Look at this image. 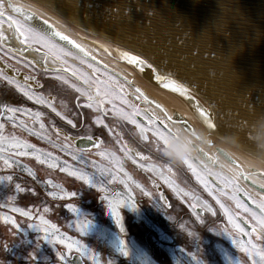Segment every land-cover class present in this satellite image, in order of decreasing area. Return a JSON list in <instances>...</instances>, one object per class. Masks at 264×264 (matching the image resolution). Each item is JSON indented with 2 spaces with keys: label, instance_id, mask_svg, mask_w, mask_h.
Listing matches in <instances>:
<instances>
[{
  "label": "water",
  "instance_id": "obj_1",
  "mask_svg": "<svg viewBox=\"0 0 264 264\" xmlns=\"http://www.w3.org/2000/svg\"><path fill=\"white\" fill-rule=\"evenodd\" d=\"M11 2L44 14L107 67L126 74L166 109L176 110L194 133L206 132L212 144L206 147L208 155L221 154L229 172L220 174L234 177V184L255 201L264 199V0H75L79 9L72 6L74 0H58L64 14L43 0ZM11 14L23 22L20 14ZM0 28L5 45L37 58L17 47L11 27ZM143 48L157 55L156 66L162 72L196 86L189 94L211 111L215 129L208 128L190 101L154 81L151 69L141 71L121 59L118 51L142 55ZM249 160L254 167L245 166ZM71 261L83 264L78 254Z\"/></svg>",
  "mask_w": 264,
  "mask_h": 264
},
{
  "label": "flooded vegetation",
  "instance_id": "obj_2",
  "mask_svg": "<svg viewBox=\"0 0 264 264\" xmlns=\"http://www.w3.org/2000/svg\"><path fill=\"white\" fill-rule=\"evenodd\" d=\"M11 32L13 38L16 39L15 44L17 47L23 50L28 49L35 54L37 58L34 60L29 57H23L24 61L28 62L27 64L14 58L12 61L10 60L8 65L5 60L6 58L1 56V52L4 53V51L1 48L3 46L0 45V72H3V74L7 76H14L15 79L21 81V83L24 82V76H34L36 79L34 81L29 80L27 83L32 85V90L34 92L42 94L51 101L53 106L57 109L56 112H53L46 104H37L34 100H27V98L24 97L14 85H9L6 81L0 78V105H11L14 107L23 105V107L31 109L33 113L38 111L43 114L39 118V122H34L35 118L33 116L27 118L23 114L17 113L20 121H24L28 127L34 129L36 133H41V135L34 133L31 138L38 136L41 139V143L46 144L47 146L62 145L63 150L56 153V156H61L67 164L77 163V168L80 167V169L88 175H94L100 182L112 190V192H106L107 194L114 193L118 195L122 193L138 204L140 198L136 197H143L145 201L146 199L149 201L151 200L145 196H136L137 194L134 195L132 193L129 187L136 191V184L134 181H137L142 186L151 188V190L159 196V204H161L162 201L163 203H168L170 207L171 203H173L176 209L180 212L181 205L179 201H169L167 198V188L170 183L179 186L183 184L184 191H191L190 193L194 197H200L208 201V205L210 206L209 210L196 207V212L200 213L198 215L203 217L200 218L199 221L196 217L181 218V214H179L178 211H175L173 214H179V217L175 218L174 222L171 224L165 222L163 216H160L156 211H153L152 216L150 210L145 204H139L141 207H144L145 214L152 220V222L160 226V229L166 232L165 228H170V235L172 238L171 245L176 244L181 247L182 244L190 245L192 240H189L188 234L198 233L202 237L205 236L207 238V250H211L213 247L210 246L214 244L223 248L227 258L226 263L224 264H252V258H250L243 250L242 244L246 240H251L258 246L264 247V234L257 229L255 232H252L251 236L247 235L248 232H251L253 225L251 211H245L243 208L238 207L237 201L232 199V187L222 184L220 179L213 175L215 172L225 174H229V172L223 167L225 164L221 161V154L212 153L215 155L214 158L208 155L211 152H208L206 147H211L212 144L200 145L197 143L194 145V151L185 157L194 158L193 163L197 164L199 170L205 169L208 171L206 174V180L211 188L207 189L208 192H206L205 184L197 180L196 176L186 164L183 162H171L162 155L160 150L164 144L159 137L154 135L152 126L148 124L149 120H154L155 127L160 128L161 130H164L165 126L172 130L174 128H182L195 136L196 133L182 123L181 117L176 110L170 111L166 109L158 99L143 90L126 74L120 71H114L107 66L106 68L105 66L103 67L98 59H96V61L89 60L93 65L109 72H98L97 74L101 79H107L109 76H115L118 78V81H114L120 86L122 85L121 87L124 90L123 95L125 99H127L129 104L135 105L139 109L136 119L138 124L146 129L144 135L147 138L143 139L137 126L132 124L129 120L114 115L113 106L107 102L105 103L106 111L103 113L95 107L88 108L86 106V100L83 97H80V93L76 92L68 85L63 84L59 79H56L58 76H64L65 73L45 71L46 68L54 69L58 66L53 64L51 56H49L47 64H45L44 54L36 51L37 46L35 44L24 45L17 37L14 28H11ZM68 47L71 46L68 45ZM65 59L68 64L79 68L80 71L88 74L86 64L81 65L73 58ZM49 62L52 64H49ZM91 74L92 73L90 72L88 75ZM70 83H77L79 85V82L76 81L75 78H72ZM123 84H125V86H123ZM137 88L140 89L139 93L136 92ZM78 97L79 99H77ZM145 97H147V99H145ZM114 103L125 111L130 110L128 105L123 104L119 100L114 101ZM157 105H160V107H157ZM9 115V113L5 112L3 117H0V123L5 124L4 131L9 128L12 130V134L16 136L19 134L21 135L22 126L14 124L12 120L8 119ZM167 116L172 117V120H168ZM97 117H99L103 123H97ZM69 120L72 121V124L68 123ZM41 122L44 124L43 129L40 128ZM41 136H43V138H41ZM87 137H92V142H89L86 139ZM97 141L99 143H96ZM66 145H69L70 147H65ZM77 149H84V151L77 152ZM125 150H128L129 152L127 156L125 155ZM101 152H105V155H101ZM107 153H114L120 158L119 167L123 169L122 172L100 171L102 167H109L110 165L111 167H116L111 164L110 157ZM136 153H140L141 155L137 156ZM143 163H145L144 167H142ZM150 164L156 166V170L160 173V175L157 176L159 178H152L154 174L148 167ZM165 165H167V168H165ZM38 168L45 170L43 164H39ZM161 173H163V175ZM167 175H173V179L168 181L165 179ZM184 178L185 181L183 182ZM19 181H23L25 184L26 193L24 196L26 197V201L19 200L17 196L14 199L15 205L26 206L25 202L27 201L29 204H35L37 201H32V199L36 197L38 192H41V196L38 200L41 204H47L49 202H53L54 204L55 201H58L56 200L57 197L48 195L47 192L37 184L34 178L28 179V177H23L22 179L21 177H18L13 185ZM30 181L32 183H30ZM240 184L243 185L241 182ZM77 188H81L83 191L94 192L91 189H88L86 184L85 186L76 183L69 185L70 190L74 191ZM226 191L230 194L226 193ZM197 192H199L200 196H197ZM94 193H96V197H98L99 194L102 195L105 191L100 189ZM163 193L164 198H162ZM169 193L177 194L174 191ZM236 195L238 200L246 205L248 209L253 211L257 210V207L254 206H257V204L252 202L254 199L250 195H245V193L240 191H238ZM101 200L102 198L99 200V207L102 206L100 204ZM218 200L219 203L217 202ZM74 202L76 203V201H72V203ZM188 204L190 205L191 202ZM221 204L224 205L223 208L221 207ZM82 207L87 208L84 202ZM54 208L56 207L54 206ZM64 212L66 211L64 210ZM182 214L185 213L182 212ZM188 221L190 225H188L186 230L180 227L181 223L187 225ZM196 223H200V229L193 227ZM234 223H239L240 226L245 229V233L241 234L234 227ZM149 231L152 233H149ZM157 233L156 230L146 227L144 239L146 240L156 236ZM72 234L79 236L77 233ZM2 237L3 236L0 233V264H6L7 256L6 252L2 251L4 248V239ZM233 241L236 242L234 243ZM98 246L103 252L109 251L100 242H98ZM148 248H150V246H148ZM161 251L162 248H159L160 255H162ZM74 253L77 252H72L71 257ZM256 259H259V257H256ZM53 260L56 259L53 258ZM41 262L42 263L38 264H48L47 261Z\"/></svg>",
  "mask_w": 264,
  "mask_h": 264
},
{
  "label": "rangeland",
  "instance_id": "obj_3",
  "mask_svg": "<svg viewBox=\"0 0 264 264\" xmlns=\"http://www.w3.org/2000/svg\"><path fill=\"white\" fill-rule=\"evenodd\" d=\"M2 25L8 26L7 23H3ZM0 45L3 46L1 48L4 51V53L1 52V56L6 58L5 60L8 65L10 60L12 61L14 58L22 63L25 62L23 57H29L36 60L18 48L5 45L2 41H0ZM25 63L27 64L28 62ZM86 67L88 74L90 72L93 73V69L89 68L87 64ZM23 115L27 118L29 117L25 114ZM28 128L22 127V134L17 135V137L19 136L23 140H26L29 144L35 145L37 149L42 150V153H51L53 158L45 160L44 156L42 155L41 159L37 160L35 156L14 155L13 150L9 149L5 158H8V156H13L16 163H14L10 168H6L4 164L0 162V176L10 175L13 177L14 175H19L20 177H28V179L34 178L38 185L41 183L42 188L46 187L45 192H47V194L49 192H56L57 195H54L53 197H57L59 199L58 201H55L54 204L53 202L41 204L39 201L36 202L37 204H29L27 201L26 206L15 205L14 199L17 196H21V194L26 190L25 184L23 183L24 180L17 182L9 189L7 186L10 181H0V194L1 191L7 189L6 197H0V233L4 239V248L2 251L6 252V264H38L42 263L41 261H47L48 264H73L69 262L68 258L71 256L72 252L76 251L72 250L69 252V250H67L64 245H61L58 240L55 242H49V240L45 238L44 232L35 225L40 223V221L37 219L39 216H43L44 219L49 222V224H54L59 232L66 233L68 236L79 240L87 248L91 249V251L97 256L100 264L226 263L227 258L223 248L214 244L210 246L213 247L211 250H207V238L205 236L202 237L198 233L190 235L188 234L189 240H192L190 245L182 244V247L177 246L176 244L171 245L172 238L170 235V228L166 227V232H164L159 228V225L152 222V220L145 214L143 209L144 207L140 206L145 204V206L150 210L152 216L153 211H156L160 216H163L165 222L172 224L174 219L179 217V214H181V218L196 217L199 221V219L203 217L198 215L200 213L196 212V207L209 210L210 206L208 205L207 200L200 197H194L190 193L191 191H184V187L182 186L183 184L179 186L174 183H171L173 186H170V184L168 185L167 198L169 201H179L181 205L180 212L176 209L173 203H171L170 207L168 203L166 204L162 201L161 204H159V196H157L151 190V188L142 186L137 181H134L136 184V191L129 187L132 193L134 195L137 194L136 196H145L146 198H150L152 202L147 199L146 202L143 197H136L140 198L138 200L140 204L139 205L122 193L118 195L114 193L107 194L106 192H112V190L100 182L99 179H97L94 175H89L92 177V182L87 184L82 179H80L78 175H73L74 172H85L81 170L80 167H76L78 165L77 163L71 164L69 162L70 164H67L61 156L58 157L55 155L56 153H59L63 150L62 145H48V147L46 144L41 143L40 137L36 136L31 138L34 133L36 134V132L29 131ZM4 133V135H13L12 130L9 128H7ZM39 164H43L45 170L38 168ZM52 165H55V167ZM144 166L145 163L142 164V167ZM62 169L64 170L62 171ZM149 169L154 174L152 178L160 175L158 170H153L151 168ZM214 176L217 177L216 175ZM172 179L173 175H167L168 181H171ZM49 180L52 181V184L47 183ZM184 181L185 178L183 182ZM30 183L32 182L30 181ZM73 183L79 184L81 186H85L86 184L88 189H91L94 192L103 189L105 193L102 195L99 194L98 197H96V193L87 191L85 194V199L77 195L75 192L73 197L62 195V192H73V190L69 189V185H72ZM17 184L20 185V190H17ZM210 188L211 187L208 184V187H206V192H208L207 189ZM171 191H174L177 194L175 195L169 193ZM239 191L243 192L241 189H239ZM197 193V196H200L199 192ZM226 193L230 194L227 191ZM106 195H110L115 199H122L125 201V204H121L118 208V211L121 215V225L123 230H121V225H117L115 219L112 216ZM76 196H78L76 203H72V200L75 199ZM162 196V198H164V193ZM101 198L102 200L100 201V204L102 206L99 207L98 204ZM129 200L135 205V207H132L128 204ZM60 202L64 203V205H74L76 211L73 212L71 208H66L64 206V210L66 212H62L60 214V206H55V203L61 204ZM83 202L86 204L87 208L81 207ZM189 202H191L190 205L188 204ZM54 206L56 208H54ZM14 209L28 211L31 213V216L26 217L21 214V211H14ZM175 211H178L179 214H173ZM182 212L185 214H182ZM7 217H12V219L15 221V224H13L11 221H8ZM169 217H171V219H169ZM77 219H84L85 221L89 222L90 226L95 225V227L92 230L87 229L84 232H81L76 227ZM188 225H190L189 221L187 225L181 223L180 227L186 230ZM199 226L200 223H196L193 227L200 229ZM146 227L156 230L158 232L157 235L145 240L144 233ZM72 233H77L83 238L73 235ZM149 233L152 232L149 231ZM98 242L102 243L109 251L103 252L100 250ZM148 246H150V248H148ZM122 248L126 249L127 254L121 250ZM159 248H162V255L159 253ZM64 251L66 253L65 259L61 262L57 256V252ZM53 258H55L56 261L53 260ZM83 259L85 260L84 264H95L93 260L89 259L87 254L83 256Z\"/></svg>",
  "mask_w": 264,
  "mask_h": 264
},
{
  "label": "snow or ice",
  "instance_id": "obj_4",
  "mask_svg": "<svg viewBox=\"0 0 264 264\" xmlns=\"http://www.w3.org/2000/svg\"><path fill=\"white\" fill-rule=\"evenodd\" d=\"M43 3L53 9L54 11L61 12L64 14V9L58 0H43ZM75 9H79L80 5L78 2H75L72 5ZM90 7V5H89ZM127 9H123L126 11ZM113 14L121 12L120 9H110ZM11 13L20 14L23 19H18L14 17ZM71 18L76 21L78 18L75 13L72 14ZM3 23H7L9 27L14 28L17 37L21 40L22 44L29 45L35 44L36 51L44 54L45 64H47L49 56L52 58L53 64L58 65L54 69H45V71H54V72H63L64 76H58L56 79H59L63 84L68 85L70 88L74 89L76 92L80 93V97H83L86 100V106L88 108H97L102 113L106 111L105 103L113 106V114L117 115L125 120H129L132 124L136 125L140 135L143 139L147 137L144 135L146 129L143 128L140 124H138L136 116L139 112V109L135 105H131L128 103L127 99H125L123 95V88L115 83L112 76H109L107 79H101L97 74L98 70L94 68L91 63H88L89 60H95V57L88 52L83 45L78 43L76 40L72 39L70 35H67L64 31L60 30L55 24L49 22L48 19L44 17V14H38L37 12H33L28 8L16 3H12L11 0H0V25ZM4 39V32L2 28H0V41ZM64 42V43H61ZM70 45L71 47H68ZM120 58L126 60L129 64L138 67L141 71L144 70L145 67L152 70V78L154 81L158 82L164 88L169 89L175 93L180 94L182 97L186 98L191 102V107L198 113V115L202 118L203 122L208 126L209 129H215L216 125L213 123L212 113L209 110L204 109L198 101H195V98L191 96L190 91L195 88L194 84H187L182 79H178L171 73L162 72L159 67L156 66L157 55L152 51L143 48V54H134L132 51L121 50ZM148 57L149 59H146ZM65 58H73L78 61L81 65L87 64L89 68H93V73L88 75L79 68H76L70 64H68ZM150 60L152 62H150ZM106 68V66H105ZM175 72L180 73L181 70L178 67H175ZM0 78L6 81L9 85H14L15 88L27 98V100H34L37 104H46L53 112H56L57 109L53 106V103L49 101L42 94H37L32 90V85L27 83L29 80H35L34 76H24V82L15 79L14 76L4 75L3 72H0ZM75 78L77 83H70V80ZM136 92L139 93L140 89L137 88ZM79 99V97L77 98ZM147 99V97H145ZM119 100L123 104L128 105L129 111H125L123 108L118 107L114 101ZM160 107V105H157ZM245 107H247V102L245 101ZM264 111V110H261ZM9 113L8 119L12 120L14 124L19 126L28 128V125L24 121H20L17 113L25 114L27 116H33L34 122H39V118L43 115L41 112L33 113L31 109L23 107V105L19 106H11V105H0V117H3L4 113ZM59 114V113H57ZM97 123H103L99 117L96 118ZM168 120H172V117L167 116ZM69 124H72V121H68ZM234 123H242V121H234ZM148 124L152 126V130L155 136L159 137V139L163 142V144H167L172 133V129H169L165 126L164 130L155 127V121L149 120ZM5 124L0 123V162L4 164L6 168H10L14 163H16L13 156H8L5 158L9 149H12L14 155L18 156H35L37 160L41 159L43 155L45 160L52 159L51 153H42V150L37 149L35 145L29 144L26 140H23L16 135H4ZM40 128H44V124L40 123ZM29 131H35L32 128H28ZM37 135H41V133L37 132ZM43 138V136H41ZM89 142H92V137L86 138ZM96 143H99L98 141ZM65 147H70L66 145ZM77 152H82L84 149H77ZM129 154L128 150H125V155ZM101 155H105V152H101ZM110 157L111 164L116 167H102L100 169L101 172L108 171H123L120 165V158L117 157L114 153H107ZM137 156H140V153H136ZM192 157L185 158L182 162L187 165V167L193 172L196 176L197 180L201 183L205 184L208 187V181L206 180L207 170H198L197 164L193 163ZM55 167V165H52ZM149 168L156 170V166L154 164L148 165ZM167 168V165H165ZM64 169H62L63 171ZM163 175V173H161ZM244 174V173H243ZM73 175H78L80 179H82L86 184L92 182V177L83 172H74ZM220 179L221 183L228 186H232V199L237 201V206L243 208L245 211H251V216L253 219V225L251 228V232H248L247 235L251 236L252 232H255L257 229L264 234V199L257 201L253 200L254 204H257V210L253 211L248 209L246 205L242 204L237 198V192L239 188L234 184V177L228 178L220 173H214ZM241 175V173L239 174ZM247 177V174H244ZM13 179L12 176H0V181H11ZM167 179V177H165ZM48 184H52V181H47ZM170 186L171 185L170 183ZM58 187V186H56ZM17 190H20V185H16ZM179 190V189H177ZM62 195H66L69 197H73L75 195L74 192H62ZM48 195L54 196L57 195L56 192H49ZM245 195H249L245 193ZM106 199L108 201L111 213L117 225H121V215L118 211V208L121 204H125V201L122 199H115L110 195H106ZM219 203V200L217 201ZM128 204L132 207L135 205L129 200ZM66 208H71L73 212L76 211L75 206L71 204H65ZM223 208L224 205L221 204ZM14 211H21V214L24 216H31V213L28 211H23L21 209H14ZM40 221L39 224H35L41 231L44 232L45 238L49 240V242L59 241L61 245H64L69 252L75 250L83 257L85 254L88 255L90 260H93L95 264H100L97 256L91 251V249L87 248L83 245L79 240L74 239L71 236H68L66 233L59 232L54 224H49L48 221L44 219L43 216L37 217ZM171 219V217H169ZM8 221H11L15 224V221L12 217H7ZM76 227L84 232L87 229H93L95 225L89 224V222L80 219H77ZM234 227L241 233H245V229L240 226L239 223H234ZM121 230H123L121 225ZM234 243L236 241H233ZM243 250L252 258V264H264V247H260L257 244L253 243L251 240H246L242 244ZM122 251L126 253V249L122 248ZM57 256L59 260L62 262L65 259V253L57 252ZM259 257V259H256Z\"/></svg>",
  "mask_w": 264,
  "mask_h": 264
},
{
  "label": "clouds",
  "instance_id": "obj_5",
  "mask_svg": "<svg viewBox=\"0 0 264 264\" xmlns=\"http://www.w3.org/2000/svg\"><path fill=\"white\" fill-rule=\"evenodd\" d=\"M208 135L206 132L201 131L193 136L192 133H188L182 128H174L169 141L160 150L162 155L169 161L180 163L183 159L194 151V145L199 143L204 145L207 143ZM264 147V146H262ZM245 166L254 167V161H245Z\"/></svg>",
  "mask_w": 264,
  "mask_h": 264
},
{
  "label": "trees",
  "instance_id": "obj_6",
  "mask_svg": "<svg viewBox=\"0 0 264 264\" xmlns=\"http://www.w3.org/2000/svg\"><path fill=\"white\" fill-rule=\"evenodd\" d=\"M77 190H78V192H80L81 194H83L81 197L83 198V199H85L86 198V196H85V192L81 189V188H77ZM24 201H26V197L24 198ZM26 203V202H25ZM24 203V204H25Z\"/></svg>",
  "mask_w": 264,
  "mask_h": 264
}]
</instances>
